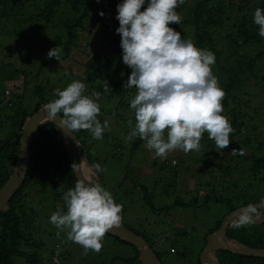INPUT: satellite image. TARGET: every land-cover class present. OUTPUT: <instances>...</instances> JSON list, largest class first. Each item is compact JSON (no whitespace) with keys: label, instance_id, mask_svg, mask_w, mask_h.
I'll return each instance as SVG.
<instances>
[{"label":"trees","instance_id":"trees-1","mask_svg":"<svg viewBox=\"0 0 264 264\" xmlns=\"http://www.w3.org/2000/svg\"><path fill=\"white\" fill-rule=\"evenodd\" d=\"M187 1L184 0V3ZM195 1L181 23L193 26L192 42L197 48L215 54V64L211 68L213 75L218 78L219 86L226 93L221 101L224 108L222 115L228 118L235 130L230 133L231 143L228 148L219 149L204 133L200 151L185 153L178 149L175 150L178 154H170L169 158L162 161L151 158L148 174L154 176L153 187L143 182L144 172L128 161L118 183L120 190L110 192L115 202L123 206L122 212L133 199L140 198L141 210L146 211L147 215L136 216L134 226L123 221L121 223L145 239L161 262L162 257L167 255L181 262L188 261L196 253V264H200L199 253L205 245L206 236L220 226L223 218L238 207L260 202L264 198V38L258 35L259 26L253 23L254 11L257 8L264 9V0ZM100 12L104 15L101 16ZM109 13L111 19L108 18ZM116 16L117 10L110 0H0V51H4L0 56L8 58L0 62V78L3 82V95H0V133L3 134L0 137V189L16 165L20 132L26 119L36 108L57 98L56 94L52 97L46 94L47 84L38 83L29 91V100L35 101L32 106L27 105V99L24 101L20 98L22 94L14 95L15 85L7 81L18 79L21 74L26 85L29 76L26 64L36 68L35 78L45 70L71 73L61 90L73 80H79L86 85L84 94L91 95L95 91L109 100H115L114 113H110L118 118L120 126L117 129H105L102 139L120 142L128 150L125 155L131 161L140 147L147 149L146 142L139 137L130 142H125L119 135L118 139L115 137L120 130L127 137L129 119L133 120V126L135 124L130 101L136 92L135 88L123 87L131 69L122 60ZM57 45L63 49L60 61L54 57L47 58L49 50ZM65 65L67 71L61 67ZM70 66L74 67L72 72ZM106 81L108 91L104 90ZM4 89L10 90L15 97L20 98L19 101L7 100ZM100 122L103 124V120ZM73 133L82 145L83 155L91 165L96 164L90 159L89 149L93 145L85 140L92 136L91 133L87 130ZM114 147L109 146L105 162L109 158L117 160L125 156L121 148L115 150ZM233 148L243 149L245 154L232 155ZM100 166L102 168L103 163ZM98 175L101 177L100 172ZM191 177L198 183L193 195H188V190H185L186 197L176 196L178 186L188 183ZM92 180L97 181L94 177ZM76 182L67 151L54 123L51 120L44 121L32 139L25 180L0 210V264H17V256L24 258V264L44 263V257L37 251L26 249L28 246L38 248L44 245L35 235L38 227L34 221L39 215L35 209L27 212L22 204L26 183L34 185L39 201L51 199V207H48L50 219L57 209L67 211L63 193L74 188ZM39 183H45V186ZM160 184L162 189L159 188V192L164 196L170 190L176 191L173 201L163 206L155 203V193ZM217 205L222 206L224 212L212 226L203 230L198 239L188 234L193 228L187 230L186 226L181 225L175 227L171 235L165 228L161 235H165L167 245H161L154 221L160 212H171L177 207H198L206 211ZM200 213L195 212V216ZM231 222L226 231L229 239L264 249V209H260V215L252 225L237 229L232 227ZM105 237L111 244L102 247L90 260L87 255H82L81 262L72 263L67 257L70 255L67 250L56 252L58 245L50 250L46 260L53 263L51 258L57 254L59 264H142L134 245L109 233ZM121 244L126 245L128 250L115 252L112 249L114 245ZM107 249L111 251L110 256L104 253ZM216 258L218 264H264V257L241 255L228 250H218Z\"/></svg>","mask_w":264,"mask_h":264},{"label":"clouds","instance_id":"clouds-1","mask_svg":"<svg viewBox=\"0 0 264 264\" xmlns=\"http://www.w3.org/2000/svg\"><path fill=\"white\" fill-rule=\"evenodd\" d=\"M183 3L184 0H122L117 4L116 32L121 37L122 60L131 69L123 87L136 89L130 101L135 124L128 120L130 131L125 142L139 137L154 152V158L166 159L169 152L178 149L185 153L200 151L204 133L223 150L229 147L230 133L235 131L222 115L221 101L226 93L212 72L215 54L197 48L190 39H183L180 32L169 27L170 23H181L177 8ZM253 23L259 26L258 35L264 38V9L254 11ZM62 51L57 45L49 50L47 58L60 61ZM85 90L83 82L73 80L65 89L57 88V98L44 104L41 110L52 120L59 114L61 126L71 133L87 130L93 139L99 140L105 129L110 130L109 122L101 124L102 119L97 117L101 111L97 102L100 93L85 95ZM104 90H109L107 81ZM9 93L7 90L6 94ZM231 154L245 153L233 148ZM82 163H73L72 170H80ZM91 167L97 173L104 171L98 163ZM63 201L67 211L57 209L51 214L50 223L59 231L67 230V239L81 245L85 254L88 250L99 253L106 233L121 225L123 206L100 183L88 177L78 179L74 188L64 192ZM262 206L264 198L258 205L249 203L238 209L232 227L254 224Z\"/></svg>","mask_w":264,"mask_h":264},{"label":"rangeland","instance_id":"rangeland-1","mask_svg":"<svg viewBox=\"0 0 264 264\" xmlns=\"http://www.w3.org/2000/svg\"><path fill=\"white\" fill-rule=\"evenodd\" d=\"M235 1H238V0H235ZM121 2L122 0H110V4L114 7L115 10H117V4ZM194 2L196 1L188 0L187 2H185L184 4H181L177 8V11L179 12L182 18L187 16V14L190 12V9L194 5ZM111 16L112 15L109 13L108 18L111 19ZM169 27H172L176 31L180 32L183 39H186V40L190 39L191 41H193V26L192 25L185 24V23H180V24L170 23ZM3 52L4 51H0V55H2ZM2 59L3 58L0 56V62L2 61ZM3 60L7 61L8 58L3 59ZM25 67L28 69V72H29L28 83L26 85L23 82L21 74L18 75V79H11L7 82L10 85L12 84L15 85L14 95L19 94V93L22 94V97L20 98L23 99L24 101L27 99L26 103L29 106H32L35 103L34 99L29 100L30 98L29 91L31 88H33L34 84H37V83L47 84L46 94L52 97L55 94V90L57 88L61 89L62 85H66L65 84L67 82L66 79H68L69 75H71V73H68V72L64 73L62 72V70L61 71L55 70L54 73H51V71L49 70H45L42 74H40L37 78H35L33 75L36 73V68L33 65H29V64H26ZM61 67L65 69L66 71L68 70L67 65L61 66ZM73 68H74L73 66L69 67L70 70ZM46 77H49L50 79L47 80ZM2 89H3V82L1 81V78H0V95L1 96L3 95ZM4 94L7 95L5 89H4ZM14 95L12 92H10L9 95H7V98L6 97L5 98L7 100L13 99L15 101H19L20 98H18L17 96L15 97ZM98 103L100 105L101 111L97 117L102 119L103 122L107 120L109 122V128H113V129L119 128L120 125H119L118 118H116L115 116L111 114L112 112L114 113V107H115L116 101L109 100L107 99L105 95L100 94ZM110 111L112 112L110 113ZM4 130H7V129H4ZM118 135L121 138L125 139V136L122 130L117 132L115 136L116 139H118L119 137ZM0 137H3L2 133H0ZM85 140L91 145H93V147L89 149L91 161H93L94 163H98V164L103 163L104 165L102 167L104 171L100 172L101 177L99 175L100 181L97 180L96 182L98 183L101 182V185L103 184L105 186V189H107L109 192H112L113 190H120V188L118 187V183L120 182L122 175H123L122 169L125 166V164L128 163V161L131 162L132 165L139 167L144 172L143 182L145 181L146 184L153 187L152 185H154V183H152V180L154 176L152 173L151 174H148V173H150L149 165H150L151 158L154 157V152H150L148 149H145L144 146H142L139 148V150L136 151L131 161V159H129V156L127 154L125 155V151L127 152L128 150H126L124 146L120 144V142L118 141L106 142L103 139L102 140L100 139V141H97V139H93L92 136ZM118 144H120L121 147H119ZM110 145L111 146L115 145L114 147L115 150H119L121 148V151L122 153H124L125 156L117 160H112L109 158L105 162V159L108 157L105 154L108 151V148ZM170 154L171 155L178 154V152L177 151L169 152L167 155V158H169ZM116 156L120 157L121 155L116 154ZM155 159L158 161L164 160L161 158H155ZM188 179H189L188 183L181 184V186H178L177 194L175 190H170L168 191L169 193L166 194V196H164L163 194L159 192V188L162 189V185L160 184V187L158 186L156 193L154 192L157 195L155 203L161 206L165 204H169L173 201V199L176 196H185L186 195L185 190H188V193H187L188 195H193L192 192H194V189L198 188V183L196 179L193 177L188 178ZM43 184L45 186V183H39L40 186ZM24 193H25V196H24V199H22V204H24L26 211L30 212V209H35L36 213L39 215L38 218H36V222L34 221L35 225L38 227V230L35 231L36 239L37 240L40 239V241L44 243L42 247L40 246L38 248L36 247L34 248L31 246H28L26 247V249L33 250L35 252L37 251L40 256L44 257L43 264H50V263L59 264V257L57 254L53 255L51 258L53 263L46 260V258L50 254V250L53 247L55 248V245H58V248H57L58 251L56 252L67 250L70 253V255H68L67 257L72 263H76L78 261L81 262L82 255H87L88 256L87 259L90 260L93 255L97 254L96 252L92 250H88L87 254H85L84 249L81 245L75 242L69 241L67 239V230L59 231L55 225L50 223V219H49L50 210L48 209V207H51L52 203H49L51 199H49L48 201L44 199V202L39 201L40 199L39 194L37 196V193L34 190V185L31 183H26V188L24 190ZM174 194H176V196ZM141 207H142V204L140 202V198L137 197L135 200L133 199V202H130L128 206L126 207V209H124L125 212L123 211L121 214L123 223L134 226V219L136 216H142V217L146 216L147 215L146 211H142ZM195 212L196 213L201 212V213L199 215L196 214L195 216ZM222 212H224L223 207L220 205L211 206L209 207V209H206V211L203 208H198V207H195L194 209H185L182 207H177L171 210V212L169 211L160 212L154 220L155 228H157L156 229L157 234H159L160 236L158 237V240L162 242L161 244L162 246L167 245V239H164L165 235H161V233L166 228L168 229V233L171 235L172 232L174 233L175 227H180L181 225L186 226L187 230H190V228H193V230L189 232L188 234L192 238L198 239L201 233H203V230L208 228L209 226H212L214 221L221 216ZM152 216L154 217L155 215H152ZM171 224L172 226H168ZM135 225L137 226L138 223H135ZM58 231H59V234H57ZM109 241L110 240L104 236L102 240L103 248L105 246L108 247V245L111 244ZM112 249L115 252H118V251L124 252L128 250L126 245H122V244L119 246L114 245ZM110 252L111 251L107 249L104 253L110 256ZM15 262L17 264H24V258L17 256L15 257ZM162 262L163 264H196V253L195 255H193V257L189 258L188 261L181 262V260L176 259L174 256L167 255V256L162 257Z\"/></svg>","mask_w":264,"mask_h":264},{"label":"water","instance_id":"water-1","mask_svg":"<svg viewBox=\"0 0 264 264\" xmlns=\"http://www.w3.org/2000/svg\"><path fill=\"white\" fill-rule=\"evenodd\" d=\"M42 106L36 108L23 124L20 132V150L16 165L13 173L0 189V210L3 209L7 201L15 194L16 190L24 182L30 160L32 139L40 124L46 120H51L54 123L67 151L70 164H80L83 161L80 170H72L76 180L83 179L84 177L90 179L94 177L96 180L100 181L98 173L95 172L88 159L83 155L81 151L82 145L75 134L61 126L59 114L54 120L48 118L47 113L41 110ZM258 204L259 202L253 203V205ZM246 206L247 205L238 207L227 214L223 218L220 226L206 236L205 245L199 253L200 264H218L216 258V252L218 250H228L232 253L247 256L264 257V249L247 246L235 239H229L226 235L227 228L234 218V213H236L238 209ZM260 209H264V206L260 207ZM108 233L134 245L138 249V259L142 264H162L145 239L127 229L122 223L119 227L110 229Z\"/></svg>","mask_w":264,"mask_h":264}]
</instances>
